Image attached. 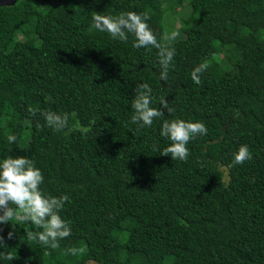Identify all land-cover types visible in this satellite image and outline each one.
I'll list each match as a JSON object with an SVG mask.
<instances>
[{"label": "trees", "instance_id": "16d2710c", "mask_svg": "<svg viewBox=\"0 0 264 264\" xmlns=\"http://www.w3.org/2000/svg\"><path fill=\"white\" fill-rule=\"evenodd\" d=\"M122 11L147 12L158 41L175 48L166 80L157 49L90 27L97 13ZM142 83L164 114L138 128L130 105ZM174 118L208 129L189 141L187 160L161 154L169 143L161 122ZM241 144L252 159L233 164ZM7 155L35 162L45 194L69 196L60 215L72 232L52 249L26 238L24 230H41L34 225L0 224V264H264V0L0 6Z\"/></svg>", "mask_w": 264, "mask_h": 264}, {"label": "clouds", "instance_id": "9594fccd", "mask_svg": "<svg viewBox=\"0 0 264 264\" xmlns=\"http://www.w3.org/2000/svg\"><path fill=\"white\" fill-rule=\"evenodd\" d=\"M150 19L147 12L122 11L118 14L101 15L97 13L91 17L90 27L94 30L105 32L114 39L127 41L129 35L134 38L133 47L147 48L149 46L158 50L161 71L159 78L167 79L169 66L175 56V48L168 44H161L148 24ZM178 33L173 31L168 40H175ZM204 65L196 66L191 72L194 83H200V74ZM159 104L167 108V101L160 98ZM153 105V90L147 83L138 86L136 94L131 101L132 115L130 120L138 128L148 127L155 118L163 116L161 108ZM172 111V109H168ZM51 123V120H49ZM82 133H87L89 128L82 126ZM207 127L202 121L185 120L181 118L167 119L161 122L159 134L169 143L161 151L173 160H187L189 155L188 143L198 135H206ZM16 136L9 134L7 141L13 144ZM252 159L248 145H239L232 154L233 164H243ZM44 176L35 162L26 156L7 155L0 158V224L15 220L20 223L34 225L39 231L28 228L26 238L48 248L55 249L59 241L71 235L70 221L60 215L64 203L69 200L67 194L54 196L45 194L41 190ZM14 206V207H13ZM11 237L12 233H8ZM3 245V237H0ZM69 253H75V248H68ZM86 264H95L92 262Z\"/></svg>", "mask_w": 264, "mask_h": 264}, {"label": "rangeland", "instance_id": "374dc122", "mask_svg": "<svg viewBox=\"0 0 264 264\" xmlns=\"http://www.w3.org/2000/svg\"><path fill=\"white\" fill-rule=\"evenodd\" d=\"M178 22H179V21H178ZM175 23H176V25H177V22H176V21L173 22V24H175ZM169 25H170V24H169ZM149 26H150V28L152 29V31L154 32V34L158 32V27H157V23H156V22L150 23ZM164 36H165V38H167L168 36H170V34H169V35H168V34H165ZM168 41H169V40H168ZM226 58H228V57H226Z\"/></svg>", "mask_w": 264, "mask_h": 264}, {"label": "water", "instance_id": "95a60500", "mask_svg": "<svg viewBox=\"0 0 264 264\" xmlns=\"http://www.w3.org/2000/svg\"><path fill=\"white\" fill-rule=\"evenodd\" d=\"M18 0H0V6H7V5H13Z\"/></svg>", "mask_w": 264, "mask_h": 264}]
</instances>
